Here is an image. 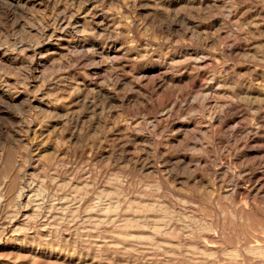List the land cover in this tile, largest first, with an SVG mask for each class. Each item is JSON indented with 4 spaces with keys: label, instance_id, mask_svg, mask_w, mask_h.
<instances>
[{
    "label": "rangeland",
    "instance_id": "1",
    "mask_svg": "<svg viewBox=\"0 0 264 264\" xmlns=\"http://www.w3.org/2000/svg\"><path fill=\"white\" fill-rule=\"evenodd\" d=\"M0 264H264V0H0Z\"/></svg>",
    "mask_w": 264,
    "mask_h": 264
}]
</instances>
